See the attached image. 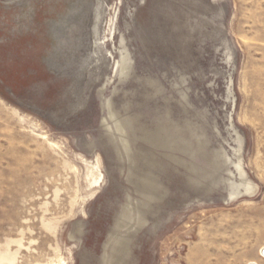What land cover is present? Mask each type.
<instances>
[{
	"label": "rangeland",
	"instance_id": "374dc122",
	"mask_svg": "<svg viewBox=\"0 0 264 264\" xmlns=\"http://www.w3.org/2000/svg\"><path fill=\"white\" fill-rule=\"evenodd\" d=\"M0 264H264V0H0Z\"/></svg>",
	"mask_w": 264,
	"mask_h": 264
},
{
	"label": "bare ground",
	"instance_id": "6f19581e",
	"mask_svg": "<svg viewBox=\"0 0 264 264\" xmlns=\"http://www.w3.org/2000/svg\"><path fill=\"white\" fill-rule=\"evenodd\" d=\"M102 177V176H101Z\"/></svg>",
	"mask_w": 264,
	"mask_h": 264
}]
</instances>
